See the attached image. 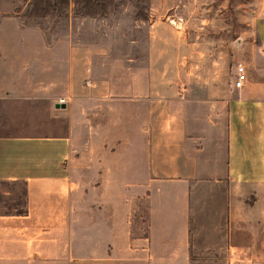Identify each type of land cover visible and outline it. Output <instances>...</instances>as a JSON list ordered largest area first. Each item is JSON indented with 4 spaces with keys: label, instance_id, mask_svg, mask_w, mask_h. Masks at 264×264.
Listing matches in <instances>:
<instances>
[{
    "label": "crops",
    "instance_id": "crops-1",
    "mask_svg": "<svg viewBox=\"0 0 264 264\" xmlns=\"http://www.w3.org/2000/svg\"><path fill=\"white\" fill-rule=\"evenodd\" d=\"M259 35L242 87L187 97L0 13V180L27 185L0 211V264H192L201 229L264 260Z\"/></svg>",
    "mask_w": 264,
    "mask_h": 264
},
{
    "label": "rangeland",
    "instance_id": "rangeland-1",
    "mask_svg": "<svg viewBox=\"0 0 264 264\" xmlns=\"http://www.w3.org/2000/svg\"><path fill=\"white\" fill-rule=\"evenodd\" d=\"M0 13L45 39L99 44L116 76L149 69L155 88L187 97L234 85L239 57L258 48L264 28V0H0ZM26 190L23 180H0V211H24ZM208 233L193 238L192 264H264L230 259L229 244Z\"/></svg>",
    "mask_w": 264,
    "mask_h": 264
},
{
    "label": "built area",
    "instance_id": "built-area-1",
    "mask_svg": "<svg viewBox=\"0 0 264 264\" xmlns=\"http://www.w3.org/2000/svg\"><path fill=\"white\" fill-rule=\"evenodd\" d=\"M237 77L235 79V86L242 87L247 80V67L243 62H239L236 66Z\"/></svg>",
    "mask_w": 264,
    "mask_h": 264
},
{
    "label": "trees",
    "instance_id": "trees-1",
    "mask_svg": "<svg viewBox=\"0 0 264 264\" xmlns=\"http://www.w3.org/2000/svg\"><path fill=\"white\" fill-rule=\"evenodd\" d=\"M21 212H23V210H20V211H18L17 213H21Z\"/></svg>",
    "mask_w": 264,
    "mask_h": 264
}]
</instances>
